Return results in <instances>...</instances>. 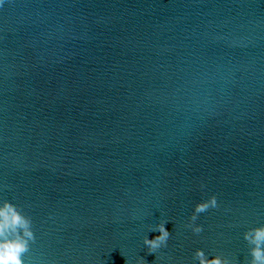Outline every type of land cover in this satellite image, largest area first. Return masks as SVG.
I'll return each instance as SVG.
<instances>
[{"label": "water", "instance_id": "obj_1", "mask_svg": "<svg viewBox=\"0 0 264 264\" xmlns=\"http://www.w3.org/2000/svg\"><path fill=\"white\" fill-rule=\"evenodd\" d=\"M5 199L32 219L25 264H245L264 224V0H0Z\"/></svg>", "mask_w": 264, "mask_h": 264}, {"label": "clouds", "instance_id": "obj_2", "mask_svg": "<svg viewBox=\"0 0 264 264\" xmlns=\"http://www.w3.org/2000/svg\"><path fill=\"white\" fill-rule=\"evenodd\" d=\"M216 205L217 200L214 194L207 200L198 202L190 220L195 222L198 214ZM166 223L167 221L161 220L155 226L150 227V231L160 233L154 239L144 237V244L150 253L156 252L162 246H167L170 233L165 228ZM187 227H190L196 234L203 231L202 226L194 223L188 224ZM243 237L249 245L250 254V259L245 264H264V224L249 228L243 233ZM34 239L31 217L7 199L0 202V264H25L24 255L29 251L30 242ZM193 259L198 260L199 264H233L232 260L220 254L208 258L199 248L194 252Z\"/></svg>", "mask_w": 264, "mask_h": 264}]
</instances>
